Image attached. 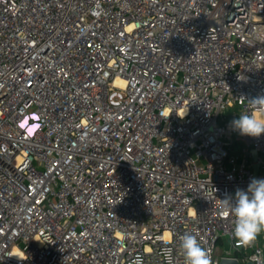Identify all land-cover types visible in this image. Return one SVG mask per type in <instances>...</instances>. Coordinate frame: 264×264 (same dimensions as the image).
I'll return each instance as SVG.
<instances>
[{"label": "built area", "instance_id": "1", "mask_svg": "<svg viewBox=\"0 0 264 264\" xmlns=\"http://www.w3.org/2000/svg\"><path fill=\"white\" fill-rule=\"evenodd\" d=\"M259 96L264 0H0V264L264 258L219 200L264 179Z\"/></svg>", "mask_w": 264, "mask_h": 264}, {"label": "clouds", "instance_id": "2", "mask_svg": "<svg viewBox=\"0 0 264 264\" xmlns=\"http://www.w3.org/2000/svg\"><path fill=\"white\" fill-rule=\"evenodd\" d=\"M248 104L250 113L240 115L231 123L241 135L260 137L264 134V96L253 98ZM256 112L260 113L259 118ZM219 200L222 212L234 217L233 238L244 247H254L264 233V179L253 178L246 190L237 188L234 195ZM180 240L185 264H212L210 250L202 246L196 235L186 233ZM164 252L171 256V249L166 248ZM250 259L253 264H264L259 253Z\"/></svg>", "mask_w": 264, "mask_h": 264}, {"label": "water", "instance_id": "3", "mask_svg": "<svg viewBox=\"0 0 264 264\" xmlns=\"http://www.w3.org/2000/svg\"><path fill=\"white\" fill-rule=\"evenodd\" d=\"M251 155L253 160L256 162L254 165V178L257 179L258 174H259V169H260V165L257 163L258 160V153L256 150H251ZM220 264H242L240 263L238 260L233 259V258H222L220 261ZM246 264H253L252 262H248Z\"/></svg>", "mask_w": 264, "mask_h": 264}, {"label": "rangeland", "instance_id": "4", "mask_svg": "<svg viewBox=\"0 0 264 264\" xmlns=\"http://www.w3.org/2000/svg\"><path fill=\"white\" fill-rule=\"evenodd\" d=\"M231 119H232L231 117L228 118V120H231ZM245 146H246V145H245V143H244L243 141L238 140V141L236 142V146H235V148H234V155H235V156H240V155H242V150H243V148H244ZM223 251H224V248H222V246L219 244V250H218V252L222 254Z\"/></svg>", "mask_w": 264, "mask_h": 264}, {"label": "bare ground", "instance_id": "5", "mask_svg": "<svg viewBox=\"0 0 264 264\" xmlns=\"http://www.w3.org/2000/svg\"><path fill=\"white\" fill-rule=\"evenodd\" d=\"M117 84L119 85V86H124V82L123 81H117Z\"/></svg>", "mask_w": 264, "mask_h": 264}]
</instances>
